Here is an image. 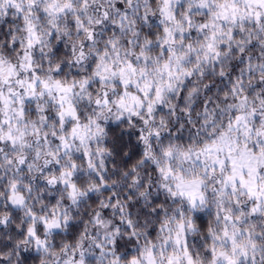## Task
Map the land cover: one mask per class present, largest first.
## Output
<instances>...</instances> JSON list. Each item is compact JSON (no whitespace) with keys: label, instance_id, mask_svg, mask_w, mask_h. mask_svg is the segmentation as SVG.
<instances>
[{"label":"snow or ice","instance_id":"6c2138e0","mask_svg":"<svg viewBox=\"0 0 264 264\" xmlns=\"http://www.w3.org/2000/svg\"><path fill=\"white\" fill-rule=\"evenodd\" d=\"M0 264H264V0H0Z\"/></svg>","mask_w":264,"mask_h":264}]
</instances>
